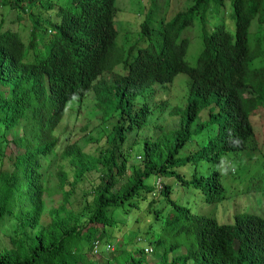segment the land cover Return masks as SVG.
<instances>
[{
  "label": "trees",
  "instance_id": "trees-1",
  "mask_svg": "<svg viewBox=\"0 0 264 264\" xmlns=\"http://www.w3.org/2000/svg\"><path fill=\"white\" fill-rule=\"evenodd\" d=\"M212 1L215 7L223 2ZM229 1L233 31L222 19L206 24V30L209 0H192L169 19L156 22V48L149 43L152 25L146 16L137 36L145 43H133L125 54L115 42L114 0H0L27 26L25 43L17 30L0 29V143L8 141L5 130L19 122L23 143L11 157L12 169L0 171V221L16 210L14 230L18 232L11 237V246L0 249V264H78L77 256L92 249L93 239L108 243L106 230L118 225L117 213L122 212L126 221L132 209L144 210L146 227L139 231L154 236L153 250L158 251L160 264L187 260L191 264H264V215L242 211L231 222H217L210 214L176 203L169 195L170 183L160 179L172 176L198 188L205 201H218L224 191L219 174L214 169L202 174L197 163L217 161L226 152L256 144L249 113L264 106V65L248 67L257 54L249 51L248 26L253 18L264 23V0ZM194 15L201 20L203 33L196 62L189 65L184 60L188 38L181 31ZM262 36L255 37L254 45L260 44ZM104 71L115 74L97 86L102 117L115 116L107 144L97 155L75 142L61 146L62 157L73 166L72 180H66L62 168L57 170L61 203L49 209L46 225L35 228L43 208L40 157L59 147L54 129L68 102L82 99ZM177 72L189 77L178 126L167 133L156 135L155 130L146 135L140 164L128 163L129 149L136 141L131 130L146 123L150 110L145 101L134 105L135 96L147 88L164 89ZM211 102L216 109L209 108L208 117L192 126L200 108ZM208 126L200 144L177 156L192 135ZM128 134L132 138L127 143ZM187 162L193 163L189 178L178 170ZM91 169L100 170L98 182L88 192L92 207L85 221L76 225L66 208L69 189L63 186L73 185ZM150 174L159 179V186L155 180H145ZM158 198L163 206L169 204L165 213L163 206L156 207ZM26 227L35 228L28 240L21 236ZM179 246L184 251L166 261V254ZM138 250L137 256L126 253L121 264H143V249Z\"/></svg>",
  "mask_w": 264,
  "mask_h": 264
},
{
  "label": "rangeland",
  "instance_id": "rangeland-1",
  "mask_svg": "<svg viewBox=\"0 0 264 264\" xmlns=\"http://www.w3.org/2000/svg\"><path fill=\"white\" fill-rule=\"evenodd\" d=\"M191 2L192 0H114L116 11L113 22L117 28L116 44L122 45L124 47L123 53L126 54L127 49L133 43H145L144 39L138 40L137 36L140 24L147 16L149 23L152 25L148 37L149 43L156 48L158 37L155 29L156 22L159 19H169L174 13L183 10ZM230 13L229 0H223L222 4L216 7L213 1L209 0L204 18L208 20V22L205 21V29H208L206 24L210 26L214 21L222 19L225 27L233 31V19ZM6 26L17 30L24 43L27 41L26 20L15 19L14 10L9 8V5L0 3V29ZM181 33L188 38L184 60L189 65H194L201 46V34L203 33L202 22L198 15L193 16L192 23L185 26ZM262 35H264V23L253 18L248 26V47L251 53L256 52L257 54L247 62L249 69L262 68L264 65V36ZM259 36L260 38L262 36L263 39L259 45H254L255 37ZM115 69L120 70V67L115 66ZM115 71L117 72V70ZM114 75L110 71H104L100 74L93 82L94 86L87 91L82 99H72L68 102L62 119L56 125L54 133L59 134V147L40 157L43 208L35 228L46 225L50 219L49 209L61 203V192L56 187L58 181L57 170L62 168L66 173V180H72L73 166L69 164L67 158L62 157L60 153L61 146L65 143L75 142L83 151L97 155L107 144L111 126L115 122V116L102 117V111L96 102L97 86L101 80L110 81ZM261 75L264 79V70H261ZM188 86V75L184 72H177L164 89L147 88L135 96L134 105L145 101L150 106V110L148 111L146 123L139 129L131 130L136 141L129 149L128 163L140 164L139 151L142 149V141L146 135L155 130L156 135L167 133L178 126L181 112L186 104ZM209 108L214 111L216 106L211 102L206 107L200 108L191 125L194 126L197 122L205 120L208 117ZM249 118L254 130V141L252 142L256 143L253 148L246 145L243 149L224 153L217 161L202 160L196 165L198 172L202 174H208L213 169L217 171L224 187L223 198L218 201L207 202L203 199L198 188L190 184H181L172 176L161 177V181L170 183L169 195L176 203L189 206L196 212L210 214L215 217L217 222H231L233 215L242 211L264 215V162L262 159V152L264 151V106L254 107L249 113ZM21 125V122H19L5 130L8 141L0 143V171L12 169L11 157L23 146L22 141L19 140L22 136ZM209 127L211 126L205 127L196 135H192L179 149L177 156L184 155L194 149L197 143L200 144ZM130 138H132V135L128 134L127 143ZM178 170L182 172L185 178H189L192 175L193 163L187 162L180 166ZM99 176V169H91L86 171L73 185L66 182L63 186L64 189H69L66 208L73 213L74 217L72 219L76 225L85 221L92 207V195L88 192L98 182ZM145 180L148 182L155 180V185L157 182V178L153 174L148 175ZM162 204L163 201L158 198L156 207L163 206ZM168 209L169 204H165L162 213H165ZM131 213L132 217L124 221L123 213L118 212L116 215V219L119 220L118 225L106 230L109 235L106 241L110 244L108 249L105 248V241L98 238L100 244L97 250L93 251L89 247L86 248L84 252L77 256L78 264H121V260L124 259L126 253L137 256L139 248H142L144 252L143 264H160L158 251L153 250L152 241L154 236L149 233L141 234L139 231L140 228L143 231L146 227L144 210L132 209ZM63 214L61 212V215ZM16 216L17 212L15 210L14 214H4L0 221V249L11 246V237L18 235V232L14 230ZM121 221H124V223ZM35 228L26 227L21 232V236L28 240ZM183 251L182 246L170 250L166 254V261H169L171 256ZM185 264H191V261L187 260Z\"/></svg>",
  "mask_w": 264,
  "mask_h": 264
},
{
  "label": "built area",
  "instance_id": "built-area-1",
  "mask_svg": "<svg viewBox=\"0 0 264 264\" xmlns=\"http://www.w3.org/2000/svg\"><path fill=\"white\" fill-rule=\"evenodd\" d=\"M156 186H159V179H157ZM99 240L97 238L93 239L92 241V250L96 251L97 247H99ZM110 247L109 243H105V248L108 249ZM150 249V248H149Z\"/></svg>",
  "mask_w": 264,
  "mask_h": 264
}]
</instances>
